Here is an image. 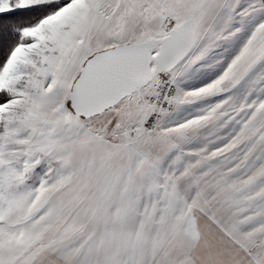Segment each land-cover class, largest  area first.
Wrapping results in <instances>:
<instances>
[{"label":"snow or ice","instance_id":"snow-or-ice-1","mask_svg":"<svg viewBox=\"0 0 264 264\" xmlns=\"http://www.w3.org/2000/svg\"><path fill=\"white\" fill-rule=\"evenodd\" d=\"M0 264H264V0H0Z\"/></svg>","mask_w":264,"mask_h":264}]
</instances>
